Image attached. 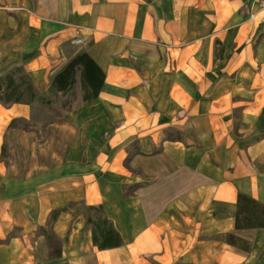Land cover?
I'll use <instances>...</instances> for the list:
<instances>
[{
  "label": "crops",
  "instance_id": "0c3cea01",
  "mask_svg": "<svg viewBox=\"0 0 264 264\" xmlns=\"http://www.w3.org/2000/svg\"><path fill=\"white\" fill-rule=\"evenodd\" d=\"M82 52L94 101L0 104V264H264V228L235 229L238 194L264 205V0H0V75L44 95Z\"/></svg>",
  "mask_w": 264,
  "mask_h": 264
},
{
  "label": "trees",
  "instance_id": "16d2710c",
  "mask_svg": "<svg viewBox=\"0 0 264 264\" xmlns=\"http://www.w3.org/2000/svg\"><path fill=\"white\" fill-rule=\"evenodd\" d=\"M104 75L90 56L84 52L74 55L66 65L57 72L50 81L49 92L57 96L73 93V103H89L94 101L102 88ZM38 101L49 105L37 95L31 78L22 67H13L0 75V104L9 107L13 104H30ZM81 210L87 215L86 225L91 229L92 241L99 249H108L121 245V239L113 230L108 220L102 216L100 207L84 204ZM63 211V210H61ZM60 211H55L50 221L56 219ZM95 215L91 219L89 214ZM264 228V205L252 198L238 194L235 229ZM43 232V229H40ZM223 241L243 251H250L251 244L231 234L223 237ZM47 245H53L51 256L59 257L61 242L53 235H46Z\"/></svg>",
  "mask_w": 264,
  "mask_h": 264
},
{
  "label": "rangeland",
  "instance_id": "374dc122",
  "mask_svg": "<svg viewBox=\"0 0 264 264\" xmlns=\"http://www.w3.org/2000/svg\"><path fill=\"white\" fill-rule=\"evenodd\" d=\"M38 96L48 101L49 105L37 101V106L33 108L35 122H47L48 120L57 118L58 115H62L67 109H74L73 104H70L74 100L73 93H69L66 96H57L51 92H47V94ZM67 106L68 108H66ZM21 127L27 129L29 125L23 124Z\"/></svg>",
  "mask_w": 264,
  "mask_h": 264
},
{
  "label": "built area",
  "instance_id": "2783aa9c",
  "mask_svg": "<svg viewBox=\"0 0 264 264\" xmlns=\"http://www.w3.org/2000/svg\"><path fill=\"white\" fill-rule=\"evenodd\" d=\"M80 27L79 26H75V29L78 30ZM82 42L81 37L77 36L76 38H74L73 43L74 44H80Z\"/></svg>",
  "mask_w": 264,
  "mask_h": 264
}]
</instances>
